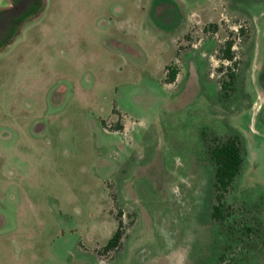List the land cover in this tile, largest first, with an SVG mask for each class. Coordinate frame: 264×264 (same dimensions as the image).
<instances>
[{
  "label": "rangeland",
  "instance_id": "374dc122",
  "mask_svg": "<svg viewBox=\"0 0 264 264\" xmlns=\"http://www.w3.org/2000/svg\"><path fill=\"white\" fill-rule=\"evenodd\" d=\"M39 1L0 15V264H264V0Z\"/></svg>",
  "mask_w": 264,
  "mask_h": 264
},
{
  "label": "trees",
  "instance_id": "16d2710c",
  "mask_svg": "<svg viewBox=\"0 0 264 264\" xmlns=\"http://www.w3.org/2000/svg\"><path fill=\"white\" fill-rule=\"evenodd\" d=\"M229 43V42H228ZM225 57L231 59L232 53L230 51V43L226 51ZM176 71L171 70L168 73V81L175 78ZM230 81L234 76L233 72L229 73ZM241 137L238 133L228 135L224 140L214 144H208L209 156L214 163V188L216 190L217 203L213 205L212 215L216 218L223 216L220 206L223 204L224 192L228 189L234 176L238 173L241 163ZM118 220V225L111 237L104 245L105 249L116 247L121 240L122 224Z\"/></svg>",
  "mask_w": 264,
  "mask_h": 264
},
{
  "label": "flooded vegetation",
  "instance_id": "af4514ba",
  "mask_svg": "<svg viewBox=\"0 0 264 264\" xmlns=\"http://www.w3.org/2000/svg\"><path fill=\"white\" fill-rule=\"evenodd\" d=\"M35 1H39V0H9V2L5 6L0 8V15H2V17H5V18L7 17L9 21L10 20L9 17L5 15L6 13H9V12H14V13L21 12L22 13L23 12V14H25V12L31 10V6ZM42 1L43 0H40L39 3H41ZM2 21L8 22L5 20H2Z\"/></svg>",
  "mask_w": 264,
  "mask_h": 264
}]
</instances>
